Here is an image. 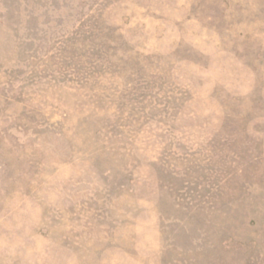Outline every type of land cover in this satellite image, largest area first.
<instances>
[{"label":"rangeland","instance_id":"374dc122","mask_svg":"<svg viewBox=\"0 0 264 264\" xmlns=\"http://www.w3.org/2000/svg\"><path fill=\"white\" fill-rule=\"evenodd\" d=\"M0 264H264V0H0Z\"/></svg>","mask_w":264,"mask_h":264}]
</instances>
